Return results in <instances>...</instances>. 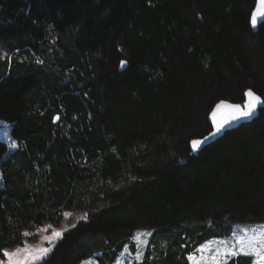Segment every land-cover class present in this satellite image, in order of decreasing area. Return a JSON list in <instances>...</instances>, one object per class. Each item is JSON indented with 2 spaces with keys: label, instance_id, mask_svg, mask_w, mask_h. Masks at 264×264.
Masks as SVG:
<instances>
[{
  "label": "trees",
  "instance_id": "16d2710c",
  "mask_svg": "<svg viewBox=\"0 0 264 264\" xmlns=\"http://www.w3.org/2000/svg\"><path fill=\"white\" fill-rule=\"evenodd\" d=\"M254 5L0 0V121L16 142L0 141V258L64 212L86 217L35 264H114L137 231L152 234L136 264H190L206 240L264 223V107L189 147L218 101L264 100Z\"/></svg>",
  "mask_w": 264,
  "mask_h": 264
},
{
  "label": "rangeland",
  "instance_id": "374dc122",
  "mask_svg": "<svg viewBox=\"0 0 264 264\" xmlns=\"http://www.w3.org/2000/svg\"><path fill=\"white\" fill-rule=\"evenodd\" d=\"M7 125L6 123H3ZM0 141L5 142L9 152L16 148V142L12 141L9 135V128L7 137L0 132ZM1 178V177H0ZM1 181V180H0ZM62 220L59 224L54 225L52 223H45L44 225L37 227L32 233H25L23 239V245L3 251L2 257L0 258V264H9V259L4 255L5 252L9 254H15L12 257V264H35L42 259L33 261V257L38 255L39 249H52L58 239L54 234L63 232L70 226L75 225L79 220L84 219L86 214L83 212H64ZM27 234V235H26ZM151 231H137L132 236L129 244L133 246L134 251L130 250V246L126 245L122 249V254L117 258L114 264H136L141 261L144 253V248L147 247L149 239L151 237ZM257 237L264 236V223H251V224H238L232 227V232L229 237L226 238H213L207 240L204 244L199 246L196 250L195 256H189L188 260L192 264H216L213 260V256L216 255L218 249L223 250L225 246H235L237 249L239 245L236 244L237 238H244L245 245L247 246L249 238L253 235ZM51 251V250H50ZM49 251V252H50ZM48 254V253H47ZM237 255H246L244 252H239ZM235 255V256H237ZM252 258V264H255L257 257L254 255H247ZM234 257V256H232ZM230 257H224L221 255V264L227 261ZM78 264H98L95 259H85Z\"/></svg>",
  "mask_w": 264,
  "mask_h": 264
},
{
  "label": "water",
  "instance_id": "95a60500",
  "mask_svg": "<svg viewBox=\"0 0 264 264\" xmlns=\"http://www.w3.org/2000/svg\"><path fill=\"white\" fill-rule=\"evenodd\" d=\"M253 7L254 8L250 14L249 24L252 32H255L258 29V26L264 22V3H261L260 0H255V5ZM254 12L256 14L255 22H253ZM125 66L126 63L123 65L121 64L120 69H123ZM249 91L253 93L252 96L247 95ZM243 95L244 101L241 103L220 100L211 108V111L208 115V122L211 126V130L209 133H206V135L191 140L189 147L193 154L200 152L209 144L211 145V143L220 138L224 132L235 129L242 124L249 123L257 117L259 110L264 107L263 98L250 89H247ZM255 97H259L260 101L257 102ZM249 104L254 105V110L248 116H242L241 112L246 111V106ZM217 105H220V107H217ZM213 112L215 113V122H213ZM54 120H57V116H55ZM221 125L222 127H219ZM218 127L219 130H217ZM194 140L200 141L201 143L194 147L192 143Z\"/></svg>",
  "mask_w": 264,
  "mask_h": 264
},
{
  "label": "snow or ice",
  "instance_id": "6c2138e0",
  "mask_svg": "<svg viewBox=\"0 0 264 264\" xmlns=\"http://www.w3.org/2000/svg\"><path fill=\"white\" fill-rule=\"evenodd\" d=\"M260 2L264 3V0H260ZM255 17H256V14L254 12L253 13V22H255ZM124 63H125L124 61H121L122 65ZM247 95L248 96H252L253 93L251 91H249L247 93ZM255 100L257 102H259L260 98L259 97H255ZM217 107H220V105H217ZM237 107H239V106H237ZM246 108H247L246 111H242L241 112L242 116H248L254 110V105L249 104V105L246 106ZM213 122H215V113L214 112H213ZM219 127H222V125L219 126ZM219 127L217 128V130H219ZM0 132H2L5 135V137H7L8 125L3 124L2 121H0ZM192 143H193V146L195 147L197 144H199L201 142L194 140ZM54 235L57 238H59L62 234L57 232ZM236 244L239 245L238 249L235 246H232V247L225 246L223 248L222 252H221L220 249H218L217 252H216V255L213 256V260L216 262V264H221V255H223L224 257H232V256L237 255L239 252H244V254H246V255H254V256H256L257 260H256L255 264H264V236L257 237L254 234L251 238H249L247 246L245 245V239L244 238H237ZM50 250L51 249H39L38 250V255L34 256L32 258L33 261L42 259L44 256L47 255V253ZM4 255L6 257H8L9 264H12V257L15 254H9V253L5 252Z\"/></svg>",
  "mask_w": 264,
  "mask_h": 264
},
{
  "label": "crops",
  "instance_id": "0c3cea01",
  "mask_svg": "<svg viewBox=\"0 0 264 264\" xmlns=\"http://www.w3.org/2000/svg\"><path fill=\"white\" fill-rule=\"evenodd\" d=\"M205 242H206V241H205ZM205 242H204V243H205ZM204 243H202V244H204ZM189 262H190V264H192L191 261H189Z\"/></svg>",
  "mask_w": 264,
  "mask_h": 264
}]
</instances>
